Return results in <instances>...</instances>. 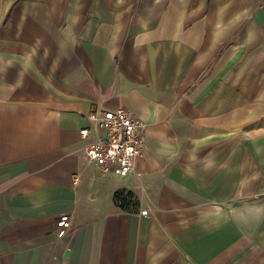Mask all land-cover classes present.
I'll list each match as a JSON object with an SVG mask.
<instances>
[{
  "label": "crops",
  "instance_id": "0c3cea01",
  "mask_svg": "<svg viewBox=\"0 0 264 264\" xmlns=\"http://www.w3.org/2000/svg\"><path fill=\"white\" fill-rule=\"evenodd\" d=\"M116 108L139 177L84 156ZM0 264H264V0H0Z\"/></svg>",
  "mask_w": 264,
  "mask_h": 264
},
{
  "label": "built area",
  "instance_id": "2783aa9c",
  "mask_svg": "<svg viewBox=\"0 0 264 264\" xmlns=\"http://www.w3.org/2000/svg\"><path fill=\"white\" fill-rule=\"evenodd\" d=\"M90 128L79 130V137L87 139L93 133L94 141L83 148L88 163L104 173L120 177L129 174L139 177L134 169L136 158L145 148L144 125L124 108L93 110L86 116ZM76 182L77 177H73ZM71 228V217L62 214L56 221V236L64 237Z\"/></svg>",
  "mask_w": 264,
  "mask_h": 264
},
{
  "label": "trees",
  "instance_id": "16d2710c",
  "mask_svg": "<svg viewBox=\"0 0 264 264\" xmlns=\"http://www.w3.org/2000/svg\"><path fill=\"white\" fill-rule=\"evenodd\" d=\"M113 203L115 206L124 210H135L137 207V201L134 200V196L130 192L118 191L114 194Z\"/></svg>",
  "mask_w": 264,
  "mask_h": 264
}]
</instances>
